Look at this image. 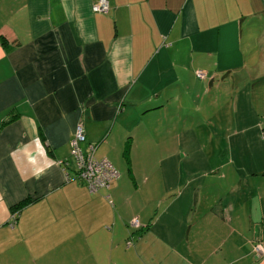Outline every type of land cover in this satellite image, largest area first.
Returning a JSON list of instances; mask_svg holds the SVG:
<instances>
[{"label":"crops","instance_id":"crops-1","mask_svg":"<svg viewBox=\"0 0 264 264\" xmlns=\"http://www.w3.org/2000/svg\"><path fill=\"white\" fill-rule=\"evenodd\" d=\"M96 1L0 0V264H264V159L213 157L199 121L264 78V0ZM79 124L108 189L77 178Z\"/></svg>","mask_w":264,"mask_h":264},{"label":"rangeland","instance_id":"rangeland-1","mask_svg":"<svg viewBox=\"0 0 264 264\" xmlns=\"http://www.w3.org/2000/svg\"><path fill=\"white\" fill-rule=\"evenodd\" d=\"M196 72L197 70L195 71L197 77ZM203 72L207 78V73ZM248 72L251 74L252 70H248ZM244 73L243 70H238L234 76L238 75V78H241ZM261 75V77L264 76V70H261ZM210 78L212 79V74ZM229 82L231 81L228 78H223V82L221 79L215 82L216 85L213 87L211 96H208L204 103L200 105L202 116L199 121L204 122L202 124L203 128L200 130L202 134L200 139L208 136L209 140L216 143V151L213 150V157L219 156L221 159L233 156L245 159L255 156L257 162H260L264 159V153L261 151L264 143H261V139L260 141L255 139L256 129L254 131L248 125L253 126L255 122L258 126L264 124V78L258 79V83L250 85L247 82H242L233 86ZM210 97L212 100L208 101ZM248 111L251 113H248ZM244 112L252 114L251 117H243L242 113ZM211 114L217 131H214V126L209 128V124L206 123ZM227 129L228 131H226ZM259 130L262 129L259 127ZM168 134L169 132L164 134L160 131L155 133L156 138L154 140L159 141L157 145L160 144L159 146L162 147L163 142L166 141L165 135ZM260 138H262L261 134ZM162 139L164 140L162 141ZM205 143L206 139L204 140ZM157 145L153 144L149 148V153L153 158L162 155V149H158ZM246 147H249V149ZM120 158L122 159V155H120ZM123 159L122 162L125 163Z\"/></svg>","mask_w":264,"mask_h":264},{"label":"built area","instance_id":"built-area-1","mask_svg":"<svg viewBox=\"0 0 264 264\" xmlns=\"http://www.w3.org/2000/svg\"><path fill=\"white\" fill-rule=\"evenodd\" d=\"M109 10L108 0H97L92 5V11L98 13H104ZM198 79H205L206 74L198 70L196 72ZM262 138L264 140V131L262 132ZM86 137L83 126L79 124L74 132V138L72 140L71 154L75 158L77 163V178L80 179L92 193L99 190L108 189L114 180L119 176L117 170L107 159H96L94 156L95 146L88 145L87 151L83 152L80 148V143L85 142ZM132 225L139 227L138 220H133ZM256 251L262 253L261 246L256 247Z\"/></svg>","mask_w":264,"mask_h":264},{"label":"trees","instance_id":"trees-1","mask_svg":"<svg viewBox=\"0 0 264 264\" xmlns=\"http://www.w3.org/2000/svg\"><path fill=\"white\" fill-rule=\"evenodd\" d=\"M109 8H110V6H109ZM109 11V10H108ZM107 11V12H108ZM107 12H104V13H107ZM96 13H98V12H96ZM103 13V12H102ZM202 71V70H201ZM264 131V128L262 129V131H261V136H262V132ZM97 159V158H96ZM99 160V159H98ZM77 164V163H76ZM78 180H80V179H78ZM81 181V180H80ZM85 185V184H84ZM86 186V185H85ZM87 188V187H86ZM88 189V188H87ZM103 190H105V189H103ZM99 191H101V190H99ZM98 191V192H99ZM94 193H96V192H94ZM26 203H27V201H25V202H23V203H21L20 205H18V206H15L16 208H14V209H16V210H14V214L12 215V218H13V220H14V222H15V220H16V217H17V213H18V210L19 209H21L23 206H25L26 205ZM15 211H17V213L15 212ZM136 229L138 228H140V225H139V227H135ZM257 246H260L258 243H256L255 245H254V247H255V250H256V247ZM263 251V250H262ZM263 253V252H262Z\"/></svg>","mask_w":264,"mask_h":264}]
</instances>
